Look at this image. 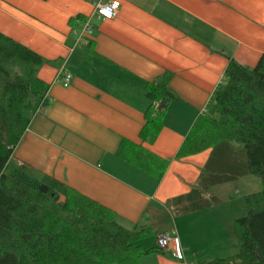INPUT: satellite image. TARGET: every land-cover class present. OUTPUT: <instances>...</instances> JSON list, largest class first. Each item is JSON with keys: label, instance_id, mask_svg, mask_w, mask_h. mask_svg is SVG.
Masks as SVG:
<instances>
[{"label": "crops", "instance_id": "obj_1", "mask_svg": "<svg viewBox=\"0 0 264 264\" xmlns=\"http://www.w3.org/2000/svg\"><path fill=\"white\" fill-rule=\"evenodd\" d=\"M98 1L107 0H0V32L42 57L36 73L48 85L10 159L107 207L127 228L150 233L160 221L150 248L167 233L176 238L173 250L146 252L139 264L218 258L233 215L207 204L200 189L216 150L178 152L221 82L227 56L253 66L264 52V0H118L116 16L105 20L93 14ZM86 18L90 36L80 35ZM61 68L72 74L68 86L57 76ZM165 71L175 98L149 143L139 137L145 85ZM122 141L167 159L161 178L116 156Z\"/></svg>", "mask_w": 264, "mask_h": 264}, {"label": "trees", "instance_id": "obj_2", "mask_svg": "<svg viewBox=\"0 0 264 264\" xmlns=\"http://www.w3.org/2000/svg\"><path fill=\"white\" fill-rule=\"evenodd\" d=\"M42 57L0 32V264H139L146 252L136 241L149 228H127L107 207L62 183L37 181L24 165L9 159L30 119L46 102L48 85L37 77ZM165 71L145 85L147 106L139 132L152 142L175 95ZM241 143L248 171L263 188L243 196V215L233 221L238 252L199 264H264V52L255 65L227 56L221 82L178 155L203 151L218 142ZM116 156L160 179L168 160L129 141ZM62 197V198H61Z\"/></svg>", "mask_w": 264, "mask_h": 264}, {"label": "rangeland", "instance_id": "obj_3", "mask_svg": "<svg viewBox=\"0 0 264 264\" xmlns=\"http://www.w3.org/2000/svg\"><path fill=\"white\" fill-rule=\"evenodd\" d=\"M33 11L37 13V6L33 7ZM207 149L216 151L208 163L206 173L203 174L200 180V186H202L200 189H207L202 196L207 204L217 202L221 204V208L227 206L228 215H233L231 224L233 228L234 219L243 215V196L261 190L263 188V183L259 176L248 171L246 154L241 143L221 141ZM13 164V160L9 159V165L11 166ZM32 174L37 181L48 183L52 187L58 189L55 182L47 181L44 177L39 176L37 172H32ZM172 214L174 215V212L170 213L169 216H172ZM169 220L171 221V217ZM159 225L160 221H155L151 232L146 237L136 241L142 249L153 246L155 241V230L158 229ZM159 231L160 229L157 230V232ZM237 252L238 247L233 229L228 234L226 249L223 252H219L217 255L218 258H222L232 256ZM189 262L190 260H188L186 264H189Z\"/></svg>", "mask_w": 264, "mask_h": 264}, {"label": "built area", "instance_id": "obj_4", "mask_svg": "<svg viewBox=\"0 0 264 264\" xmlns=\"http://www.w3.org/2000/svg\"><path fill=\"white\" fill-rule=\"evenodd\" d=\"M119 8V1L118 0H107V1H98L94 4V10L93 14L102 20L105 19H111L116 16ZM94 27L90 23L89 18H86L83 20L81 23V30H80V35H85V36H90L93 34ZM59 80L61 81L63 86H68L71 79H72V74L71 72L67 71L64 68H61V70L57 74ZM41 108V107H40ZM38 108V109H40ZM37 109V110H38ZM18 165H22L21 162H18ZM176 241V238L170 236L167 233H161L158 235L156 238V246L159 249H166L169 248L171 251L173 250V242ZM172 255L175 257L180 258V254H174L172 252Z\"/></svg>", "mask_w": 264, "mask_h": 264}]
</instances>
